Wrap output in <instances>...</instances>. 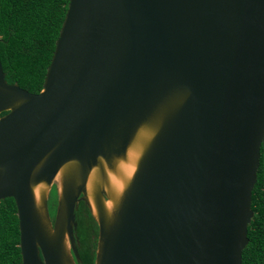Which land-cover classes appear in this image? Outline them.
Masks as SVG:
<instances>
[{
	"label": "water",
	"instance_id": "95a60500",
	"mask_svg": "<svg viewBox=\"0 0 264 264\" xmlns=\"http://www.w3.org/2000/svg\"><path fill=\"white\" fill-rule=\"evenodd\" d=\"M261 148L264 0H68L37 93L0 61L21 264H80L79 202L93 264H242Z\"/></svg>",
	"mask_w": 264,
	"mask_h": 264
},
{
	"label": "trees",
	"instance_id": "16d2710c",
	"mask_svg": "<svg viewBox=\"0 0 264 264\" xmlns=\"http://www.w3.org/2000/svg\"><path fill=\"white\" fill-rule=\"evenodd\" d=\"M67 3L68 0H0V61L8 83L16 82L33 93L41 89ZM263 164L261 148L251 196L254 215L247 227L248 243L242 250V264H264ZM52 198L55 203L56 193ZM75 220L80 264H93L97 225L83 202H79ZM18 243L16 206L9 197L0 200V264H21Z\"/></svg>",
	"mask_w": 264,
	"mask_h": 264
},
{
	"label": "flooded vegetation",
	"instance_id": "af4514ba",
	"mask_svg": "<svg viewBox=\"0 0 264 264\" xmlns=\"http://www.w3.org/2000/svg\"><path fill=\"white\" fill-rule=\"evenodd\" d=\"M53 193L54 194L57 193L54 184L51 186V189H50V192H49V198H48V201H47L49 214H50V217H51L52 220H53L54 211H55V208H56V202L54 203L53 200H52L53 199L52 197L54 195ZM75 238H76V236H75ZM77 240L78 239H76V244L78 243Z\"/></svg>",
	"mask_w": 264,
	"mask_h": 264
}]
</instances>
